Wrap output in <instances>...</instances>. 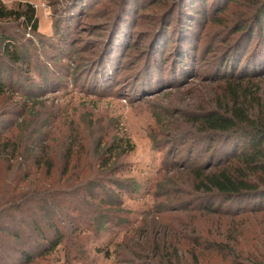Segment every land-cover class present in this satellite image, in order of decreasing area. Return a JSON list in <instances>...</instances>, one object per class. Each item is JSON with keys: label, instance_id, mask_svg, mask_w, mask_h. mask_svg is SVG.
<instances>
[{"label": "rangeland", "instance_id": "rangeland-1", "mask_svg": "<svg viewBox=\"0 0 264 264\" xmlns=\"http://www.w3.org/2000/svg\"><path fill=\"white\" fill-rule=\"evenodd\" d=\"M250 1L205 0L202 13L193 5L183 18L176 8L168 15L177 0H0L32 4L37 21L34 33L0 21V210L55 182L67 151L61 180L74 170L87 176L99 140L115 148L128 139L116 176L138 185L116 192L122 221L98 232L59 224L61 243L35 264H63L65 252L67 264H264V209L215 202L208 210L182 173L221 163L232 149L216 138L207 151L198 120L230 104L226 84L251 47L226 65L238 35L231 29L251 14ZM5 40L19 61L7 58ZM237 92L264 101V75ZM83 206L71 213L81 225Z\"/></svg>", "mask_w": 264, "mask_h": 264}, {"label": "trees", "instance_id": "trees-1", "mask_svg": "<svg viewBox=\"0 0 264 264\" xmlns=\"http://www.w3.org/2000/svg\"><path fill=\"white\" fill-rule=\"evenodd\" d=\"M216 1L213 6L218 5ZM232 1L236 0H226ZM204 2L205 0H177L168 15L176 8L175 13L178 11L179 17L190 16L188 9L191 11L193 5H197L201 11ZM249 6H253L251 14L234 20L231 29V35H238L229 48L232 53L228 56L226 65L230 63L232 69L242 57V53L239 55L241 50L244 52L250 44L251 47L246 59L242 61L240 75L231 76L230 80L234 81L226 84L230 104L222 110L208 111L198 120L204 139H209L207 151L217 143L218 138L224 147L231 143L230 154L225 161L209 164L205 168H189L185 165L180 167L182 170L186 167L182 173L189 176L193 188L204 194L208 210H213L215 202L229 207L234 203H248L253 211L264 209V101L257 94L241 96L237 92L242 80L264 75V0H252ZM4 20L18 21L23 29L33 33L37 29L33 5L27 2L18 3L15 8L0 5V21ZM180 20L177 19L173 28L178 34L183 30L178 25ZM161 31L163 35L166 34L163 26ZM4 43L3 50L7 58L19 61L20 57L12 50V42L5 40ZM119 141L115 148L113 141L103 144L101 140L96 142L94 148L98 156L95 167L89 165L90 171L84 178H79L74 170L61 180L67 172V151L55 182L24 191L26 194L20 196L15 204L7 201L8 208L0 210V264H35L36 260L53 253L63 238L59 224L73 225V231L98 232L104 230L107 224L122 221L117 213L120 210V195L116 192L123 190L132 193L137 191L138 185L133 179H120L116 176L120 166V163L117 164L118 158L132 148L127 138ZM217 149L222 150V146ZM230 161L236 163L232 166ZM38 165L39 162L36 166ZM42 165L45 173L49 174L51 164L42 162ZM95 189H100V193L96 195ZM95 198L97 201L94 205ZM79 204L84 205L80 208L83 211V225L75 223L71 214ZM110 211L116 213L109 215ZM18 216L22 217L17 218ZM66 255L65 252L63 264H67Z\"/></svg>", "mask_w": 264, "mask_h": 264}]
</instances>
